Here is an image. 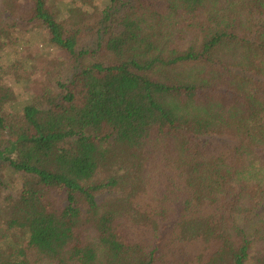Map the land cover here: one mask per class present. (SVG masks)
<instances>
[{
  "label": "trees",
  "instance_id": "obj_1",
  "mask_svg": "<svg viewBox=\"0 0 264 264\" xmlns=\"http://www.w3.org/2000/svg\"><path fill=\"white\" fill-rule=\"evenodd\" d=\"M66 1L0 0L60 57L0 114V264H264V0Z\"/></svg>",
  "mask_w": 264,
  "mask_h": 264
},
{
  "label": "rangeland",
  "instance_id": "obj_2",
  "mask_svg": "<svg viewBox=\"0 0 264 264\" xmlns=\"http://www.w3.org/2000/svg\"><path fill=\"white\" fill-rule=\"evenodd\" d=\"M69 3L68 0L64 2ZM102 8V0H89L87 4L74 2L67 12H63L60 21L67 28L86 22L92 24ZM16 39L13 45L0 51V114L6 115L18 111L20 105L29 99L32 85L37 86L56 75L59 70L56 60L59 57L55 49L48 45L47 35L43 31L12 35ZM18 63L16 69L11 65ZM4 173H0L3 178ZM22 175L13 176L6 190L17 197L18 185Z\"/></svg>",
  "mask_w": 264,
  "mask_h": 264
}]
</instances>
